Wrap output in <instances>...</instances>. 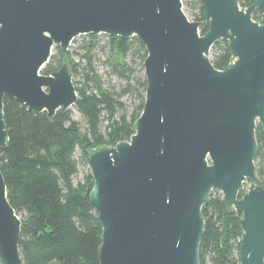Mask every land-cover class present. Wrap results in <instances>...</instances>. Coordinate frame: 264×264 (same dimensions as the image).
Segmentation results:
<instances>
[{"label":"water","instance_id":"95a60500","mask_svg":"<svg viewBox=\"0 0 264 264\" xmlns=\"http://www.w3.org/2000/svg\"><path fill=\"white\" fill-rule=\"evenodd\" d=\"M239 1L201 0V35L182 0H0V150L8 144L4 98L48 118L77 101L66 62L41 73L53 46L66 54L75 36L103 33L135 36L145 48L134 133L88 152L99 264H200L201 208L212 191L240 217L239 264H264V188L254 165L264 23L252 19L264 16V0ZM221 39L232 61L216 69L209 54ZM20 226L0 170V264H23Z\"/></svg>","mask_w":264,"mask_h":264},{"label":"trees","instance_id":"16d2710c","mask_svg":"<svg viewBox=\"0 0 264 264\" xmlns=\"http://www.w3.org/2000/svg\"><path fill=\"white\" fill-rule=\"evenodd\" d=\"M254 2L240 0L239 6L247 8ZM183 3L196 10L192 20L201 22L199 32L205 34L208 22L201 0H182ZM252 19L264 23V16L257 11L252 13ZM86 35V66L69 62L70 52L62 54L55 46L54 54L41 69V73L50 74L66 62L72 76H82L84 86L73 83L77 93L73 105L85 120L84 130L71 118L69 109H58L48 118L45 112L34 114L12 98L3 100L8 144L0 150V170L8 202L21 222L19 252L23 264H99L102 227L89 201L93 178L88 152L129 140L143 108L146 51L141 42L135 36L122 39L106 35L101 48L107 51L110 73L125 81L118 92L102 86L101 76L91 66L96 35ZM209 55L216 69L232 61L224 39L211 46ZM135 59L141 71L138 76L133 75ZM126 94L133 97L130 107L121 99ZM255 137V183L264 188V128L259 123ZM80 166L85 169L77 178ZM201 213L205 227L199 247L200 264H239L240 217L226 207L218 191L211 192Z\"/></svg>","mask_w":264,"mask_h":264},{"label":"rangeland","instance_id":"374dc122","mask_svg":"<svg viewBox=\"0 0 264 264\" xmlns=\"http://www.w3.org/2000/svg\"><path fill=\"white\" fill-rule=\"evenodd\" d=\"M182 8L184 10V13L186 14V16L188 17L189 20H192V15L193 13L196 11L194 9H191L189 6H187L186 4H182ZM89 39V37L86 34H82V35H78L75 36L71 43L68 46V50L71 54V56L68 58V61L71 63H80L81 66H86V62L83 58L84 56V52H85V48H84V44L85 41H87ZM107 37L106 34H97L96 35V40H97V44L95 46V48L92 50V59H91V66L96 70V72L101 76V81H102V86L104 88L107 89H111L113 91H118L120 90V88L125 84V81L120 79L119 77H117L115 74L110 73V69L107 63V51L103 50L101 48V46H103L105 44ZM55 46H53V48L51 49V54H54ZM210 57V55H209ZM130 56H128L126 58V60L128 61V63L130 62ZM139 60L135 59V63L132 65L134 68V76H138L141 74L140 71V66H139ZM143 73V71H142ZM72 81L75 85H77L78 87L80 86H84V82L82 80V76L81 75H73L72 76ZM128 107H130V105L132 104L133 101V97L129 94L123 95L121 98ZM71 112V118L75 121L78 122L79 126L81 127L82 130L85 129L86 127V123L85 120L82 118V116L80 115V113L76 110V108L74 107V105H72L71 107L68 108ZM103 124H106V122H104ZM103 130V128H102ZM84 167L80 166L79 168V174L77 176V178H80L82 176V173L84 171ZM245 185H248L247 183Z\"/></svg>","mask_w":264,"mask_h":264}]
</instances>
